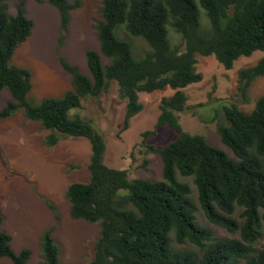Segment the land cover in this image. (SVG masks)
I'll list each match as a JSON object with an SVG mask.
<instances>
[{
  "label": "trees",
  "instance_id": "1",
  "mask_svg": "<svg viewBox=\"0 0 264 264\" xmlns=\"http://www.w3.org/2000/svg\"><path fill=\"white\" fill-rule=\"evenodd\" d=\"M7 1L0 0V91L9 90L12 99L0 107V119L22 110L49 131L47 146L66 137L89 140V180L71 183L66 197L72 217L100 225L90 264H264V248L255 247L264 237V95L247 112L223 99L191 105L183 90L203 79L197 55L214 56L232 69L239 58L264 51V0H101L96 25L100 51L86 50L90 76L62 52L70 12L80 2L35 0L48 2L61 14L57 53L64 70L72 75L71 89L39 101L29 97L31 70L12 63L18 46L31 35L34 21L23 4L10 14ZM170 27L180 35L181 45L172 44ZM121 31L127 37H120ZM132 37L149 45L140 58L134 56ZM102 55L109 58L108 64ZM262 76L264 56L239 70L238 94L247 100L252 82ZM113 81L126 101L125 127L143 109L140 92L174 90L160 102L155 129L142 134L146 151L158 153L163 161L161 180L130 178L128 170L108 166L104 134L76 113L83 99L98 97ZM205 107L210 118L199 112ZM182 112L216 122L223 143L236 157L204 135L184 130ZM161 126L170 127L177 137L161 147L149 144L148 137ZM179 175L192 178L208 221L238 233V238L215 237L197 222L191 185ZM50 207L58 222L55 205ZM2 219L0 214V259L28 264L31 249H13L11 235L1 228ZM55 228L41 235L39 264H64ZM173 242H188L196 250L177 249Z\"/></svg>",
  "mask_w": 264,
  "mask_h": 264
},
{
  "label": "rangeland",
  "instance_id": "2",
  "mask_svg": "<svg viewBox=\"0 0 264 264\" xmlns=\"http://www.w3.org/2000/svg\"><path fill=\"white\" fill-rule=\"evenodd\" d=\"M78 1L79 7L70 12L69 29L62 52L70 63L90 76L86 50L100 51L96 25L101 18L102 1ZM21 4L34 21V27L28 39L18 46L12 63L31 70L33 87L29 97L32 101L60 96L72 88V75L64 70L57 53L61 14L48 2L39 3L35 0H8L9 13L15 14ZM169 30L172 44L181 45L180 35L171 27ZM119 36L127 37V34L121 31ZM131 42L136 58L142 57L149 49L148 43L142 38L132 37ZM263 56L264 51H255L251 56L239 58L232 69H226L214 56L197 55V67L203 74V79L183 89L188 95V103L216 104L217 100L223 99L236 103L247 112L252 111L255 101L264 95V76L252 82L248 99L245 100L237 91L238 72L242 68L255 65ZM102 59L104 64L110 62L104 55ZM173 92L169 87L154 92H140L143 109L130 120L128 127L124 125L126 101L119 96L116 81L112 82L108 91L102 92L98 97L83 99L76 113L91 121L104 134V162L108 166L128 170L130 178L161 180L163 161L158 153L146 151L142 145V134L146 130L155 129L160 114V102L163 97L170 96ZM11 99L9 90L0 91V107ZM206 108H201L199 112L210 118L211 114ZM179 117L184 130L204 135L211 144L236 157L223 143L216 122L201 121L197 115L188 112L180 113ZM48 132L40 122L28 119L22 110L0 119L1 228L11 235V245L16 252L25 247L31 249L28 264H39L42 260L41 235L56 225L53 235L59 245L63 263L90 264L94 258V246L99 237L100 225L98 222L91 223L71 216L66 190L73 182L89 180L91 145L84 137H66L54 146H47L45 138ZM176 137V132L170 127L161 126L148 137L147 142L161 147ZM179 178L191 185L192 196L198 206L197 222L210 228L215 237L238 238V233H231L208 221L199 206L197 188L192 178L181 175ZM50 204L55 205L60 215L58 222ZM173 246L177 249L196 250L188 242H173ZM255 247L264 248V237ZM0 264L12 262L2 258Z\"/></svg>",
  "mask_w": 264,
  "mask_h": 264
}]
</instances>
